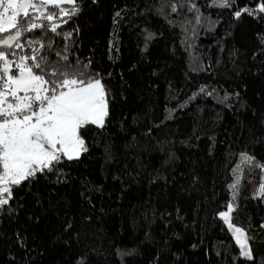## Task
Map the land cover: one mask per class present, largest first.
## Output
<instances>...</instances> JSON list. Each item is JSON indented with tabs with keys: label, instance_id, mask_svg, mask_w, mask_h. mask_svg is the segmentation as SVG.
<instances>
[{
	"label": "trees",
	"instance_id": "trees-1",
	"mask_svg": "<svg viewBox=\"0 0 264 264\" xmlns=\"http://www.w3.org/2000/svg\"><path fill=\"white\" fill-rule=\"evenodd\" d=\"M261 4H61L71 15L49 6L53 21L37 19L47 27L21 37L22 54L40 44L50 61L66 54L101 80L107 115L79 130V157L12 186L0 264H264V192L242 195L264 173ZM229 204L252 259L219 216Z\"/></svg>",
	"mask_w": 264,
	"mask_h": 264
},
{
	"label": "snow or ice",
	"instance_id": "snow-or-ice-1",
	"mask_svg": "<svg viewBox=\"0 0 264 264\" xmlns=\"http://www.w3.org/2000/svg\"><path fill=\"white\" fill-rule=\"evenodd\" d=\"M64 2L72 4L74 0H0V206L8 204L13 185L44 169L51 170L62 155L72 159L86 151L79 130L88 124L102 127L107 115V93L101 80L86 77L68 62L66 54L57 52L59 60L50 61L41 53L44 45L38 40L28 41L29 46L40 44L31 55L22 54L25 45L21 37L47 27L37 19L53 21L55 13L46 11L49 6L59 8L62 15L75 13V7L67 13L60 6ZM230 2L234 0H213L220 7ZM33 10L39 11V16ZM258 10L264 12V4ZM172 11H176L175 5ZM236 15L239 17L241 12ZM58 26L52 23L50 30L56 32ZM13 67L18 72H13ZM242 159L254 163L250 157ZM238 183L239 178L229 187L235 190ZM232 210L229 204L228 212L220 215L241 245V255L252 259L243 230L229 222Z\"/></svg>",
	"mask_w": 264,
	"mask_h": 264
},
{
	"label": "rangeland",
	"instance_id": "rangeland-1",
	"mask_svg": "<svg viewBox=\"0 0 264 264\" xmlns=\"http://www.w3.org/2000/svg\"><path fill=\"white\" fill-rule=\"evenodd\" d=\"M67 2H64L62 4H66ZM13 69L15 70H18L16 69L15 67H13ZM18 72V71H17ZM105 120V118H104ZM104 123V122H103ZM82 152V151H81ZM81 152L79 153L78 156H74L73 158H77L80 156ZM63 156V155H62ZM66 157V156H65ZM67 158V157H66ZM264 183V173L262 170H260L257 175L254 177V179L252 180V182L246 187V189L242 192V195L244 196H258L259 194V191L261 189V184ZM232 205V204H231ZM232 208H233V205H232ZM223 212H228V209L226 211H223ZM222 213V212H221ZM230 214L231 212L229 213V217H230ZM221 217V215H219ZM222 218V217H221ZM223 219V218H222ZM224 220V219H223ZM225 221V220H224ZM229 222L232 224L231 222V219L229 220ZM226 223V222H225ZM226 225L228 226V223H226ZM233 225V224H232ZM234 226V225H233ZM234 228H239L237 226H234ZM241 229V228H240ZM232 233H233V230H231ZM244 232V231H243ZM244 235H245V232H244ZM233 236H234V240L236 242V244L239 246V248L241 249V245L239 243H237V240H236V236L234 235L233 233ZM246 236V235H245ZM246 246H247V249H249L248 247V243L246 241Z\"/></svg>",
	"mask_w": 264,
	"mask_h": 264
}]
</instances>
